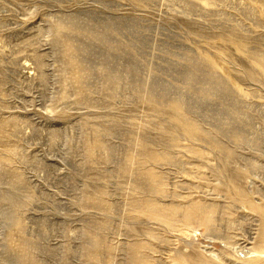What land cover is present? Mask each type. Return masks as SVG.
<instances>
[{"label":"rangeland","instance_id":"obj_1","mask_svg":"<svg viewBox=\"0 0 264 264\" xmlns=\"http://www.w3.org/2000/svg\"><path fill=\"white\" fill-rule=\"evenodd\" d=\"M0 264H264V0H0Z\"/></svg>","mask_w":264,"mask_h":264}]
</instances>
